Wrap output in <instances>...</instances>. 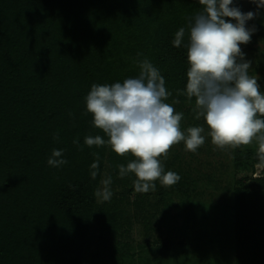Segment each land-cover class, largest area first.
<instances>
[{"label":"trees","instance_id":"1","mask_svg":"<svg viewBox=\"0 0 264 264\" xmlns=\"http://www.w3.org/2000/svg\"><path fill=\"white\" fill-rule=\"evenodd\" d=\"M232 6L255 13L246 27L255 28L251 40H264V8ZM202 10L198 0H0V264H184L165 254L167 198L187 211L194 203L231 210L234 264H264V163L255 143L217 149L203 117L194 118L195 98L177 96L187 83L189 21ZM143 59L164 77L165 102L184 114L181 130L204 127L205 143L195 153L173 146L160 159L180 181L137 193L135 175L121 177L117 167L134 157L84 140L108 139L86 110L91 86L138 77ZM54 149L65 165L49 166ZM222 151L227 159H213ZM107 177L113 194L104 201L96 193Z\"/></svg>","mask_w":264,"mask_h":264},{"label":"clouds","instance_id":"2","mask_svg":"<svg viewBox=\"0 0 264 264\" xmlns=\"http://www.w3.org/2000/svg\"><path fill=\"white\" fill-rule=\"evenodd\" d=\"M202 11L189 21L187 45L186 89L177 90V96L195 98V119L203 117L211 142L219 150L246 148L255 143L257 156L264 163V93L257 76H250L251 62L246 61L242 44L251 40L255 28L246 22L255 13H243L232 6L233 0H198ZM264 8V0H254ZM234 21V22H233ZM185 36L180 28L173 41L179 47ZM136 78L122 83L93 84L86 96V110L92 116L94 127L108 137H85L89 146L106 143L118 156L131 155L127 165H117L121 177L133 173L137 193L155 191L156 181L173 186L180 181L179 174L165 172L161 157L167 158L171 148L181 142L185 150L195 153L205 143L202 126L181 130L183 113L176 112L165 101L172 95L165 86V79L148 59L138 62ZM177 99L173 101L178 104ZM58 139L59 137H54ZM78 144V138L73 141ZM91 165V176H97L99 155ZM62 150H53L49 166L60 167L67 163ZM112 178L102 180L103 189L96 195L104 201L112 197Z\"/></svg>","mask_w":264,"mask_h":264},{"label":"rangeland","instance_id":"3","mask_svg":"<svg viewBox=\"0 0 264 264\" xmlns=\"http://www.w3.org/2000/svg\"><path fill=\"white\" fill-rule=\"evenodd\" d=\"M240 47L245 60L251 62L249 75L258 77L264 93V40H250ZM246 148L237 149L244 151ZM223 152H217L213 159H227ZM260 172L261 167L254 166L251 176L259 177ZM169 199L163 205L161 224L162 238L170 242L165 254H175L184 264H234L231 210H215L208 203H194L187 211L182 201Z\"/></svg>","mask_w":264,"mask_h":264}]
</instances>
